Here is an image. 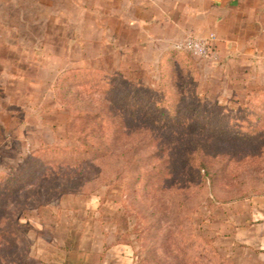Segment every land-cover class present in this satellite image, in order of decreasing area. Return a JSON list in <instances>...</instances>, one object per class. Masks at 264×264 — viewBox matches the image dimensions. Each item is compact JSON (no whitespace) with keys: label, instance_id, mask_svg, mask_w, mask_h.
Returning a JSON list of instances; mask_svg holds the SVG:
<instances>
[{"label":"rangeland","instance_id":"obj_1","mask_svg":"<svg viewBox=\"0 0 264 264\" xmlns=\"http://www.w3.org/2000/svg\"><path fill=\"white\" fill-rule=\"evenodd\" d=\"M174 2L0 0V264H264V42L174 52Z\"/></svg>","mask_w":264,"mask_h":264},{"label":"crops","instance_id":"obj_2","mask_svg":"<svg viewBox=\"0 0 264 264\" xmlns=\"http://www.w3.org/2000/svg\"><path fill=\"white\" fill-rule=\"evenodd\" d=\"M163 37L174 43L186 34H213L217 55H250L264 42V0H175ZM264 217V216H263ZM251 239L264 250V219L253 225Z\"/></svg>","mask_w":264,"mask_h":264},{"label":"trees","instance_id":"obj_3","mask_svg":"<svg viewBox=\"0 0 264 264\" xmlns=\"http://www.w3.org/2000/svg\"><path fill=\"white\" fill-rule=\"evenodd\" d=\"M178 49H174L173 51L175 52ZM180 51V50H179ZM121 82L124 81L123 83L129 84V85H134V87H136L135 89H149V90H153V89H158L159 85H154L152 83H146L144 81H142L141 79L137 78L135 79H124L121 78ZM134 81V82H133ZM111 80H109L110 86H111ZM138 87V88H137ZM165 87H168L167 85H161L160 89H165ZM111 88V87H110ZM169 88V87H168ZM167 88V90H168ZM144 99H147V97H143ZM150 104H154V102L152 100H149ZM136 106V102L134 104ZM173 105V104H172ZM95 115H92V113H90L88 110H84L82 108H75L74 109V124L76 125L77 122L78 125L76 126V128L74 129V137L76 139V142L78 144V148L81 152L83 153H94L97 154V157H105L108 154V151L105 150V145L101 144L98 142L97 138L99 139H105L104 138V134L101 131V133H99L98 136H96L93 132L94 129H91L89 127L86 128V122L88 121H92L94 119ZM98 117V116H97ZM101 122L103 123V127L102 126H98L97 127V132H99L100 130H105V123L106 120L104 119V117L100 118ZM172 121L174 122H181V125L184 129L186 128H192V129H199L200 126V122L201 120L196 118V117H182V118H174ZM75 127V126H74ZM96 137V138H95ZM77 148V149H78Z\"/></svg>","mask_w":264,"mask_h":264},{"label":"built area","instance_id":"obj_4","mask_svg":"<svg viewBox=\"0 0 264 264\" xmlns=\"http://www.w3.org/2000/svg\"><path fill=\"white\" fill-rule=\"evenodd\" d=\"M213 39V34L208 37L188 35L176 41L174 48L185 50L200 57L216 60L218 55L213 46Z\"/></svg>","mask_w":264,"mask_h":264}]
</instances>
